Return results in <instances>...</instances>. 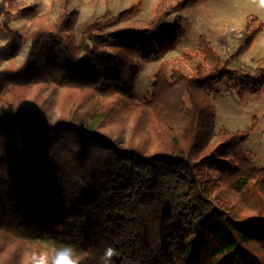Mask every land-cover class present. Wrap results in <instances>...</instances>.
<instances>
[{
	"label": "trees",
	"instance_id": "16d2710c",
	"mask_svg": "<svg viewBox=\"0 0 264 264\" xmlns=\"http://www.w3.org/2000/svg\"><path fill=\"white\" fill-rule=\"evenodd\" d=\"M199 1L159 0L150 20L107 28L132 18L134 3L78 36L72 0H54V22L24 0H0V264L65 244L82 264H98L106 246L120 252L115 264H264V167L247 155L252 126L216 131L210 95L224 84L241 100L262 92L264 57L231 68L201 34L183 52L189 71L163 60L150 98L135 96L138 54L174 50L183 29L169 17ZM31 16L26 32L12 27ZM263 29L248 15L237 51Z\"/></svg>",
	"mask_w": 264,
	"mask_h": 264
},
{
	"label": "rangeland",
	"instance_id": "374dc122",
	"mask_svg": "<svg viewBox=\"0 0 264 264\" xmlns=\"http://www.w3.org/2000/svg\"><path fill=\"white\" fill-rule=\"evenodd\" d=\"M29 7H37V13L45 14L49 12L47 20L54 22L57 18L58 7L54 0H24ZM159 0H72V7L79 11V21L77 24V34L80 36L84 28L95 18L102 15L106 20L111 15H116L127 9L134 3H139V9L132 18L127 21H117L107 28L112 31L129 28V23L133 20H150ZM250 14L257 15L264 23V6L260 0H201L192 6L174 12L167 24L172 26L176 18L181 19L182 35L176 48L164 57H154L145 60L138 54V78L135 96L138 100H148L152 94V84L155 74L163 60L175 62L178 66H183L187 71L194 61L183 59V52L186 49L198 48L201 34L207 35L214 43L216 49L224 57L229 58L228 65L231 68L239 66L249 70L253 68L256 61L264 57V29L256 37L251 47L242 53L237 51L240 46V31L245 26L246 17ZM35 15V16H36ZM35 16L27 18H17L12 22V27L24 33L37 19ZM227 35V46L221 44L220 37ZM5 39L0 35V45ZM25 53L20 54V58ZM183 62V63H182ZM264 74L258 78L261 82ZM211 92V98L216 107L215 130L221 127L229 131L245 130L252 126L249 141L246 145L247 155L251 162L264 167V90L258 94L246 96L241 100L236 92L225 87Z\"/></svg>",
	"mask_w": 264,
	"mask_h": 264
},
{
	"label": "clouds",
	"instance_id": "9594fccd",
	"mask_svg": "<svg viewBox=\"0 0 264 264\" xmlns=\"http://www.w3.org/2000/svg\"><path fill=\"white\" fill-rule=\"evenodd\" d=\"M264 6V0H260ZM120 256V252L113 246H106L99 256L98 264H115V257ZM25 264H82V256L73 245L65 244L53 247L48 250L32 251L27 255ZM124 264H135L125 258Z\"/></svg>",
	"mask_w": 264,
	"mask_h": 264
}]
</instances>
